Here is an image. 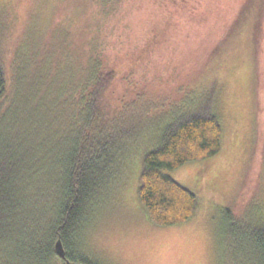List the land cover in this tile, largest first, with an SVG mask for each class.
<instances>
[{"label":"trees","instance_id":"obj_1","mask_svg":"<svg viewBox=\"0 0 264 264\" xmlns=\"http://www.w3.org/2000/svg\"><path fill=\"white\" fill-rule=\"evenodd\" d=\"M137 2L131 6L136 12L128 8L127 21L107 7L85 6L60 39L53 36L52 50L42 46L39 59L19 62L12 75L0 55V264H98L80 245L84 222L127 142L139 135L145 120L159 114L172 121L144 156L140 203L160 227L184 224L195 215L197 195L167 171L221 152L217 84L199 94L197 81L234 36L254 0H164L163 15L149 10L160 1ZM186 13L188 26L178 21ZM110 17L116 20L113 27ZM191 32L199 39L196 49L179 52L173 64L167 59L164 69H173L177 79L183 70L196 69L198 75L186 79L187 86L185 80L177 82V93L186 91L177 100L169 103L160 91L155 100L156 91L149 87L169 83L170 77L139 84L133 75L159 66L164 45L181 36L189 39ZM110 33L112 40L104 37ZM254 41L263 91L264 8L254 26ZM128 74L136 82L130 80L127 91L133 89L135 96H114L119 79ZM263 105L258 104L259 115H264ZM127 117L130 131L124 126ZM136 120L143 121L141 128L133 125ZM259 177L258 164L254 190ZM259 212L254 213V230H227L233 236L230 247L246 252L254 264H264V215ZM58 241L66 258L56 250Z\"/></svg>","mask_w":264,"mask_h":264},{"label":"rangeland","instance_id":"obj_2","mask_svg":"<svg viewBox=\"0 0 264 264\" xmlns=\"http://www.w3.org/2000/svg\"><path fill=\"white\" fill-rule=\"evenodd\" d=\"M137 1L107 0L103 4L102 0H0V55L7 71L12 75L19 62L29 61L32 56L39 59L41 47L54 42L53 36H62L78 20L85 6L107 7L111 14L118 12L120 21H127L130 20L128 8L137 6L140 3ZM157 1L160 2L149 7L150 12L158 9V13L162 12L164 0ZM262 1L254 0L234 36L213 60L209 71L197 81L199 94L217 84L214 106L223 125L221 152L214 158L167 171L197 195L195 215L184 224L169 227L157 226L150 220L138 197L143 159L159 144L172 118L159 114L153 120H145L144 125L136 120L133 125L138 128L143 125V130L127 142L118 162L113 164L114 171L100 190L81 230L80 245L93 261L98 264H254L246 252L230 247L233 236L227 230H254V213L261 211L264 215V115H259L258 107L264 102V90H259L261 78L254 41V26L264 8ZM186 16L187 13L178 21L188 26ZM114 19L110 17L109 26H114ZM160 19L163 24L164 19ZM190 36L189 39L181 36L164 45V54L157 57L163 70L154 66L133 75L139 84L161 75L170 77L169 83L163 85L161 81L149 87L156 91L155 100H159L161 93L168 97L169 103L171 98L182 97L186 91L178 94L177 82L185 80L183 84L187 86L186 79L196 74V69L183 70L177 79L172 78L173 69L171 72L164 69L167 59L173 64L179 52L196 49L199 39L193 32ZM104 37L112 40L113 35ZM127 76L119 79L114 96H135L133 89L128 93L127 86L130 80L136 81ZM127 119L124 126L130 131L132 123ZM258 164L260 177L254 190V166Z\"/></svg>","mask_w":264,"mask_h":264},{"label":"water","instance_id":"obj_3","mask_svg":"<svg viewBox=\"0 0 264 264\" xmlns=\"http://www.w3.org/2000/svg\"><path fill=\"white\" fill-rule=\"evenodd\" d=\"M56 250H57V252H58L60 257L66 258V251H65V248H64V246H63L61 241L57 242ZM65 264H83V263L66 260Z\"/></svg>","mask_w":264,"mask_h":264}]
</instances>
